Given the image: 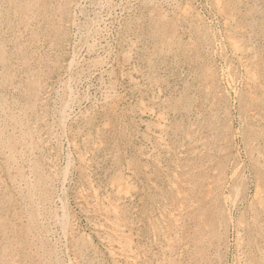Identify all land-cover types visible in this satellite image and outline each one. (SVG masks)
<instances>
[{"label":"rangeland","instance_id":"1","mask_svg":"<svg viewBox=\"0 0 264 264\" xmlns=\"http://www.w3.org/2000/svg\"><path fill=\"white\" fill-rule=\"evenodd\" d=\"M227 2L0 0V264H264V0Z\"/></svg>","mask_w":264,"mask_h":264},{"label":"bare ground","instance_id":"2","mask_svg":"<svg viewBox=\"0 0 264 264\" xmlns=\"http://www.w3.org/2000/svg\"><path fill=\"white\" fill-rule=\"evenodd\" d=\"M226 2H227V0H226ZM228 3V2H227ZM220 4V3H219ZM5 5V4H4ZM221 5V4H220ZM228 5V4H227ZM73 6V5H72ZM229 6H231V5H229ZM76 7V6H75ZM70 10V9H69ZM215 10V9H214ZM23 12V11H22ZM74 12V11H73ZM73 14V13H72ZM225 15H226V13H225ZM22 17V16H21ZM20 18V17H19ZM237 18V17H236ZM12 19V18H11ZM200 21V20H199ZM178 22V21H177ZM87 26H89V25H87ZM234 26V25H233ZM14 27V26H13ZM95 27V26H94ZM242 27V26H241ZM5 28V27H4ZM209 28V27H208ZM238 28V27H237ZM236 28V29H237ZM210 31V30H209ZM247 31V30H246ZM90 33V32H89ZM232 33V32H231ZM212 34V33H211ZM90 36V35H89ZM94 36V35H93ZM213 37V36H212ZM236 37V36H235ZM235 37H234V39H235ZM209 38H211V37H209ZM232 38V37H231ZM245 38V37H244ZM96 39V38H95ZM233 39V40H234ZM239 39V38H238ZM214 40V39H213ZM244 40H246V39H244ZM215 41V40H214ZM241 41V40H240ZM216 43V42H215ZM160 44V43H159ZM222 46H224V44L222 45ZM240 47H241V45H240ZM212 48V47H211ZM250 48H251V46H250ZM225 49V48H224ZM240 49V48H239ZM252 49V48H251ZM162 50V49H161ZM209 50V49H208ZM235 50V49H234ZM213 51H214V49H213ZM157 52V51H156ZM212 54V53H211ZM228 54V53H227ZM232 55V54H231ZM237 56V55H236ZM239 56H241V55H239ZM224 58H226V57H224ZM242 61V60H241ZM226 62H227V60H226ZM235 66V65H234ZM235 68V67H234ZM223 69V68H222ZM255 71V70H254ZM227 72V71H226ZM229 72V71H228ZM259 74V73H258ZM234 76V75H233ZM232 76V77H233ZM258 76V75H257ZM253 78V77H252ZM242 79V78H241ZM237 80V79H236ZM257 80V79H256ZM70 81V80H69ZM236 82H238V81H236ZM264 82V81H263ZM250 83V82H249ZM247 84V83H246ZM264 84V83H263ZM258 85V84H257ZM262 85V84H261ZM251 86V85H250ZM256 86V85H255ZM257 87V86H256ZM264 87V86H263ZM12 88V87H11ZM252 88V87H251ZM255 88V87H254ZM232 89V88H231ZM253 89V88H252ZM251 89V90H252ZM227 91V90H226ZM264 91V90H263ZM218 93V92H217ZM251 94V93H250ZM264 94V93H263ZM253 95V94H252ZM255 96V95H254ZM264 96V95H263ZM259 100V99H258ZM252 101V100H251ZM256 101V100H255ZM178 102V101H177ZM241 102H242V100H241ZM241 104V103H240ZM253 104V103H252ZM258 104V103H257ZM243 105V104H242ZM142 106V105H141ZM253 106V105H252ZM259 107V106H258ZM249 111V110H248ZM138 113V112H137ZM184 113V112H183ZM259 115V114H258ZM63 116V115H62ZM255 116V115H254ZM157 118V117H156ZM252 118V117H251ZM254 119V118H253ZM167 121V120H166ZM165 122V121H164ZM163 122V123H164ZM247 122V121H246ZM42 123V122H41ZM145 123V122H144ZM261 124V123H260ZM163 125V124H162ZM161 125V126H162ZM151 129V128H150ZM58 131V130H57ZM81 131V130H80ZM183 131H185V130H183ZM37 132V131H36ZM197 132V131H196ZM219 133V132H218ZM262 133V132H261ZM262 134H264V133H262ZM186 137V136H185ZM82 138V137H81ZM199 139V138H198ZM197 139V140H198ZM214 139V138H213ZM158 140V139H157ZM165 140V139H164ZM182 141V140H181ZM166 142V141H165ZM177 142V141H176ZM200 142V141H199ZM251 142V141H250ZM193 143V142H192ZM71 144H72V142H71ZM74 144V143H73ZM88 144V143H87ZM253 144V143H252ZM221 145V144H220ZM251 145V144H250ZM97 146V145H96ZM168 146V145H167ZM98 147V146H97ZM198 147V146H197ZM98 150V149H97ZM100 151V150H99ZM200 151V150H199ZM223 151V150H222ZM75 153V152H74ZM194 153V152H193ZM202 153V152H201ZM79 154V153H78ZM77 154V155H78ZM81 155V154H80ZM197 158V157H196ZM23 160H25V159H23ZM214 160V159H213ZM27 161V160H26ZM73 161V160H72ZM87 161V160H86ZM192 162H193V160H192ZM66 163V162H65ZM255 163H257V162H255ZM218 164V163H217ZM67 165V164H66ZM79 166V165H78ZM234 168V167H233ZM240 167H238V169H239ZM179 169V168H178ZM196 170V169H195ZM63 171H64V169H63ZM129 171V170H128ZM62 172V171H61ZM191 172V171H190ZM213 172V171H212ZM66 173V172H65ZM63 174V173H62ZM161 174V173H160ZM241 174V173H240ZM237 175V174H236ZM193 176V175H192ZM232 176V175H231ZM63 177H64V175H63ZM88 177V176H87ZM199 178V177H198ZM26 180V179H25ZM55 180V179H54ZM122 180V179H121ZM178 180V179H177ZM256 181V180H255ZM192 182V181H191ZM63 183V182H62ZM118 183V182H117ZM184 183V182H183ZM246 184V183H245ZM244 184V185H245ZM16 185V184H15ZM231 185V184H230ZM237 185V184H236ZM120 187V186H119ZM176 188V187H175ZM244 190V189H243ZM214 191H216V190H214ZM92 192V191H91ZM191 192V191H190ZM129 193V192H128ZM205 193V192H204ZM233 195H235V194H233ZM178 196V195H177ZM182 196V195H181ZM184 196V195H183ZM186 196V195H185ZM228 196H230V195H228ZM257 196V195H256ZM87 197V196H86ZM179 197V196H178ZM55 199V198H54ZM231 199V198H230ZM261 199V198H260ZM25 200V199H24ZM114 201V200H113ZM119 201V200H118ZM108 202V201H107ZM197 202V201H196ZM90 203V202H89ZM101 203V202H100ZM168 203V202H167ZM23 205V204H22ZM46 205V204H45ZM96 205V204H95ZM109 205V204H108ZM259 205H260V203H259ZM107 206V205H106ZM237 207V206H236ZM228 209V208H227ZM30 210V209H29ZM96 210V209H95ZM165 210V209H164ZM226 211H228V210H226ZM66 212V211H65ZM26 213V212H25ZM66 214V213H65ZM117 214H118V212H117ZM55 216V215H54ZM97 216V215H96ZM101 216V215H100ZM55 217H57V216H55ZM67 217H68V215H67ZM42 219V218H41ZM59 219V218H58ZM57 219V220H58ZM42 221V220H41ZM58 221H60V220H58ZM203 221V220H202ZM66 222V221H65ZM93 222V221H92ZM43 223V222H42ZM42 223H41V225H42ZM163 223V222H162ZM226 223V222H225ZM50 224V223H49ZM109 224V223H108ZM164 224V223H163ZM30 225V224H29ZM254 225V224H253ZM60 226V225H59ZM104 226V225H103ZM103 228V227H102ZM105 228V227H104ZM107 228V227H106ZM122 227H120V229H121ZM112 232H113V230H112ZM183 232V231H182ZM42 234V233H41ZM63 234V233H62ZM70 234V233H69ZM71 235V234H70ZM61 236V235H60ZM77 236V235H76ZM156 236V235H155ZM111 236H109V238H110ZM72 238V237H71ZM254 238V237H253ZM261 238V237H260ZM118 241V240H117ZM263 241V240H262ZM38 243H40V242H38ZM120 243V242H119ZM162 243V242H161ZM40 245V244H39ZM64 245V244H63ZM113 245V244H112ZM38 246V245H37ZM45 248H48V246L46 247L45 246ZM120 248V247H119ZM131 248V247H130ZM43 249V248H42ZM72 249V248H71ZM111 250V249H110ZM45 251V250H44ZM120 251H121V249H120ZM189 251V250H188ZM71 253V252H70ZM131 254H132V252H130ZM242 255V254H241ZM86 256V255H85ZM245 258V257H244ZM241 259V258H240ZM243 259V258H242ZM77 260V259H76ZM112 260V259H111ZM239 260V259H238ZM264 260V259H263ZM78 263V262H77ZM238 263V262H237ZM241 264V263H240Z\"/></svg>","mask_w":264,"mask_h":264}]
</instances>
